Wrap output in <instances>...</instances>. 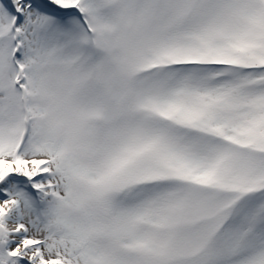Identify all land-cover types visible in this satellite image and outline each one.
Segmentation results:
<instances>
[{
  "label": "rangeland",
  "instance_id": "obj_1",
  "mask_svg": "<svg viewBox=\"0 0 264 264\" xmlns=\"http://www.w3.org/2000/svg\"><path fill=\"white\" fill-rule=\"evenodd\" d=\"M250 3L0 0V264H264Z\"/></svg>",
  "mask_w": 264,
  "mask_h": 264
},
{
  "label": "bare ground",
  "instance_id": "obj_2",
  "mask_svg": "<svg viewBox=\"0 0 264 264\" xmlns=\"http://www.w3.org/2000/svg\"><path fill=\"white\" fill-rule=\"evenodd\" d=\"M264 0H261V2H263ZM247 6V5H246ZM247 8H248V11H249V13H248V15L251 17V19L252 20H250V21H252V22H254L256 25H261V27H264V17H263V12H261L260 11V9L259 8H255V6L253 5V4H251L250 3V5H249V7L247 6ZM253 11H254V13H253ZM263 13V14H262ZM228 23H230V26H229V28H234L236 25H237V23H235V20H234V18L231 16V14H230V16L228 17ZM182 26H183V22H179L178 23V25L177 26H175V25H172V24H170V26H169V28L170 27H172V28H174V27H176V28H178V33H177V31L175 32V35H171V39H170V42H171V44L173 43V41L176 43L175 45H178V46H180L181 48H184V47H186L188 44L189 45H191L192 47H190V48H188V50H186V53L187 54H190V53H199V51L196 49L195 50V52L193 51V47H195L192 43H194V42H197V44L198 43H204V44H206V43H208V44H210L209 42V40H207V42H204V41H206L205 39H202L203 41H201L200 40V38H193V35H192V38L191 39H189V40H185V37L184 38H182L183 36L181 35V28H182ZM177 34V35H176ZM209 41V42H208ZM169 53H171V50L169 51ZM173 54H176V52H173ZM186 57H193V56H186ZM182 120V119H181ZM179 123H182V124H180V125H183V123H185V122H182V121H180ZM146 132V131H145ZM157 132H159V131H157ZM153 135H154V133H152V134H148V140H145L144 138H142V140H139V139H135L133 142L132 141H130V142H132L131 144H130V146H132V147H135L134 148V150L133 151H136V152H142V150H144V149H146L149 145H147L148 143H150V141H151V139H152V137H153ZM129 143V142H128ZM145 146H147L146 148H143V147H145ZM142 149V150H141ZM118 163L120 164L121 163V161H119L118 160ZM116 165V164H115ZM118 169V167L116 166V170ZM108 170L109 171H116L115 169H113L112 170V167H109L108 168ZM113 171V172H114Z\"/></svg>",
  "mask_w": 264,
  "mask_h": 264
},
{
  "label": "trees",
  "instance_id": "obj_3",
  "mask_svg": "<svg viewBox=\"0 0 264 264\" xmlns=\"http://www.w3.org/2000/svg\"><path fill=\"white\" fill-rule=\"evenodd\" d=\"M10 264H14V263H10Z\"/></svg>",
  "mask_w": 264,
  "mask_h": 264
}]
</instances>
